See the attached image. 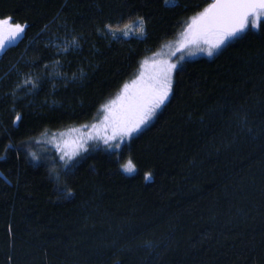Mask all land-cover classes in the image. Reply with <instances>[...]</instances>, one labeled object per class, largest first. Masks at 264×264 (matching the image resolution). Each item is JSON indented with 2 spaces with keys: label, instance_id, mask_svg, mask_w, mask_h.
Masks as SVG:
<instances>
[{
  "label": "trees",
  "instance_id": "1",
  "mask_svg": "<svg viewBox=\"0 0 264 264\" xmlns=\"http://www.w3.org/2000/svg\"><path fill=\"white\" fill-rule=\"evenodd\" d=\"M211 2L0 0V17L26 26L0 51V264H264V18L184 60L121 146L81 150L68 171L47 142L93 122ZM141 18L146 36L118 35ZM63 36L77 48L56 46Z\"/></svg>",
  "mask_w": 264,
  "mask_h": 264
},
{
  "label": "snow or ice",
  "instance_id": "2",
  "mask_svg": "<svg viewBox=\"0 0 264 264\" xmlns=\"http://www.w3.org/2000/svg\"><path fill=\"white\" fill-rule=\"evenodd\" d=\"M262 18H264V0H213L192 17L184 33V47L198 48L212 56L232 40L243 38L242 34L250 26L261 27ZM25 27L13 22L11 16L0 17V34L7 31L10 35L19 36L25 31ZM105 27L109 32L113 31L112 25ZM136 27L139 29V36H146L143 18L138 21ZM127 34L125 32V35ZM4 49L5 44L0 35V51ZM182 61L183 56L178 57L176 62L161 61L154 66L151 73L146 74L142 71L130 84L126 83L116 98L104 105L102 127L105 134L99 139H102L106 145L113 142V146L118 147L125 138H131L134 133L141 132L172 95L174 76L179 75L178 65ZM17 119L19 120L20 117ZM86 142L72 141L70 152L61 149L67 156V161L63 165L65 169L71 171L69 164L74 157L80 154L81 149L87 151V148L83 147ZM57 148H60L59 144ZM61 159H64V156ZM122 169L129 174L136 171L131 159L122 165ZM64 174L67 175L68 172ZM54 178L58 182L59 174ZM150 178L151 173H146L145 179Z\"/></svg>",
  "mask_w": 264,
  "mask_h": 264
},
{
  "label": "rangeland",
  "instance_id": "3",
  "mask_svg": "<svg viewBox=\"0 0 264 264\" xmlns=\"http://www.w3.org/2000/svg\"><path fill=\"white\" fill-rule=\"evenodd\" d=\"M139 20L130 22L127 24L120 32H118V35L124 37V38H129L132 36H139L138 31L139 29L136 27V24L138 23ZM191 23V21L189 22ZM256 29L255 27H249ZM248 30V29H247ZM187 31V29L184 31V33ZM125 32L128 34L125 35ZM113 35L116 32H111ZM184 33L181 35V39L176 42H169L163 45L159 50H157L155 53H152L150 56H148L144 61L143 64L141 65V68L139 69V72L137 76L140 74V72H144L146 74L151 73L154 69L155 65H158L159 62L161 61H168V62H176L177 58L180 56H183V61L186 59H194L198 57H208L211 58L213 57L216 53H214L212 56H209L206 51H201L198 48H186L184 47ZM2 39L5 45L13 42L16 40L17 36L10 35L7 31L3 32L2 34ZM75 41V43H73ZM56 46L61 47V49H67L69 50L70 48H77L78 44L75 39H71L70 36H63L60 39L56 40ZM63 51V50H62ZM182 61V62H183ZM181 62V63H182ZM52 74L49 73V77L55 78L59 77V75L62 73L61 69L58 67V64L56 62H52ZM180 65H178L179 67ZM137 76L134 78L136 79ZM37 77L38 75H28L27 77L24 78L23 80V87L28 90H33L36 89V84H37ZM65 78V76H63ZM77 76H70V79H76ZM133 79V80H134ZM133 80L128 82L127 84H130ZM27 81H31V83H27ZM35 85V86H33ZM26 90V91H27ZM116 97L112 98L111 100H114ZM111 100L105 102V104L109 103ZM104 104V105H105ZM104 105L101 107L97 117L93 122L80 126V127H72L63 131H59L56 133H53L51 135L47 136V142L52 145L59 153V155L62 157L64 156V161L66 163L67 161V156L64 155V153L61 151V149H65L66 151L70 152L72 150V141H87L83 147L84 148H91L92 146H102L104 148L110 147L111 149H115L113 146V142H110L108 145L104 144L102 139H99L100 136L104 135L105 133L103 132V127H102V121L104 117ZM160 110V109H159ZM158 110V111H159ZM157 111V112H158ZM155 117V116H154ZM152 118V120L154 119ZM151 120V121H152ZM150 121V122H151ZM149 122V123H150ZM148 126V125H147ZM146 126V127H147ZM138 133H134L132 136L136 135ZM91 137V139H90ZM129 138H125L124 141L128 140ZM123 141V142H124ZM67 142V143H66ZM122 142V143H123ZM119 146H121V144ZM57 144L60 145V148H57ZM82 150V149H81Z\"/></svg>",
  "mask_w": 264,
  "mask_h": 264
},
{
  "label": "water",
  "instance_id": "4",
  "mask_svg": "<svg viewBox=\"0 0 264 264\" xmlns=\"http://www.w3.org/2000/svg\"><path fill=\"white\" fill-rule=\"evenodd\" d=\"M212 2H213V1H212ZM212 2H211V3H212Z\"/></svg>",
  "mask_w": 264,
  "mask_h": 264
}]
</instances>
